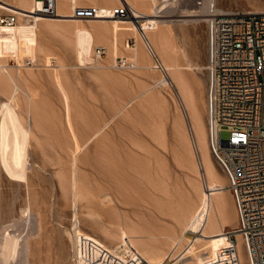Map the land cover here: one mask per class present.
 Returning <instances> with one entry per match:
<instances>
[{
    "label": "rangeland",
    "instance_id": "374dc122",
    "mask_svg": "<svg viewBox=\"0 0 264 264\" xmlns=\"http://www.w3.org/2000/svg\"><path fill=\"white\" fill-rule=\"evenodd\" d=\"M6 1L17 3L16 0ZM197 1L172 0L169 7L158 13L160 16L144 17L140 23L148 25L147 20L151 18L162 19L165 23L167 20L164 31L177 48H182L180 29L190 24L182 19L206 17L186 15L188 10L200 7ZM215 4L216 9H221L219 11H264V0H217ZM171 5L176 8V14L166 13ZM46 18L50 24L59 26L79 25L85 31L93 53L89 63L80 64L71 41L81 40L84 35L70 36L71 40L70 37L48 33L42 41L45 49L50 51L36 54L30 48L28 39L33 34H25L28 51L24 56L17 52L19 56L14 53L9 57L10 65L15 66L14 59H18L21 65L19 68L26 82L23 87L35 91L34 107L39 109L38 113L35 110L39 128L33 127L35 137L32 135L29 140L25 128L10 127L9 132L17 137L12 138V143L6 147L0 129V264H126L133 258H144L150 262L145 254L146 247L162 246L169 252L176 238L183 240L184 214L190 212L192 204H203L197 189L201 184L206 185V177L203 169L197 168V172L194 163L189 162L197 158L196 164L201 167L199 153L194 154L193 150L194 156H191L186 155L189 152L187 149L181 150V136L174 124L183 112L189 130L191 128L179 89L173 82L165 86L156 85L162 74H168L163 69L152 68L159 62L143 42L142 51L148 62L142 65L136 62L133 57L135 49L127 47V42L136 39L137 47L140 39L126 33L118 40L113 33H108L112 29V18ZM107 39L119 43L115 56L110 53ZM97 46L104 47L106 51L99 58L95 55ZM201 47L200 64L204 68L198 78L203 84L196 89V94L208 127L207 39L205 45L201 41ZM121 57L135 63V66L118 65L117 59ZM157 58L162 62L160 55ZM63 63L66 67L55 73L54 68ZM58 74L62 76L61 83L53 79ZM62 87L70 92V99H67L68 95L67 98L62 96ZM144 90L148 92L145 94ZM143 93L144 96L134 99ZM151 96H154L153 103L162 101L160 108L164 114L158 116L150 107ZM142 98L151 102L145 101L144 104ZM26 99L25 94L21 95V112L27 109V103L22 101L27 102ZM129 100L131 116L128 114L129 117L122 119L119 127L103 143H92L80 159L72 158L73 147L88 135L89 126L104 115L109 117V107L123 106ZM4 102V96L0 95V116L6 111ZM25 112L21 114L26 118ZM158 127L162 130L158 131ZM81 134L84 136L81 137ZM227 135L224 131L223 137ZM18 160L24 164H18ZM214 162L228 183L225 173ZM72 184H77L86 194L77 196ZM227 191L230 207L236 212L233 195L229 188ZM104 193L113 198L108 206L100 202ZM99 195L100 200L97 198ZM179 205L183 206L184 214L177 210ZM236 224L235 217L228 227H235ZM151 235L155 236L154 239ZM230 239L240 242L243 264H249L241 236L237 234V239ZM25 244L29 246L27 252L23 249ZM187 246L185 239L180 250ZM208 255L203 253L202 257ZM186 257L187 264H194L197 260L193 259V263L191 255Z\"/></svg>",
    "mask_w": 264,
    "mask_h": 264
},
{
    "label": "bare ground",
    "instance_id": "6f19581e",
    "mask_svg": "<svg viewBox=\"0 0 264 264\" xmlns=\"http://www.w3.org/2000/svg\"><path fill=\"white\" fill-rule=\"evenodd\" d=\"M16 1H17L16 4L11 3L10 1L8 2H10L11 5H15L16 7H19L21 9H31L34 3V0H16ZM71 1L72 0H59V6H58L59 13L65 14V13L70 12L71 10L69 8H71ZM89 1L97 5H100L101 8H107V9H110L111 7H114L120 3V0H89ZM129 1L139 12L144 14L143 17L160 16L158 13H160L161 11L157 9L158 6H157L156 0H129ZM216 1L217 0H204L203 5H201L197 9L188 10V13L186 15L206 16L209 13L210 4L211 3L215 4ZM5 7L11 8L7 6ZM217 10L219 11L221 9L219 8ZM102 13L103 15H105L103 10H102ZM166 13L176 14V8L174 7V5L173 6L171 5L170 9L166 11ZM107 15H109V13ZM102 17H110V16H102ZM202 18H205L206 20V17H202ZM199 19L201 20V17L188 18V19H182V20L184 22H189L192 20L199 21ZM147 22H148V25H146L145 23L137 25L131 19L121 20V19L112 18V26H111L112 29H110L111 31H108V33L110 32L113 33L114 37H116L118 40L121 39L126 33H131L133 34V36H135V38L137 37V39H140L139 45L135 48V50H133V57L136 60V62H138L140 65H142L145 62H148L147 56L144 55L143 54L144 52L142 51L143 50L142 42L145 45V41H144L145 39L143 38V34L147 37L146 42H148V44L151 46L155 54L157 56L160 55L162 59V62H161L162 69L168 75L162 74L163 76L159 79L158 84L156 85L165 86V85L170 84V82H173L177 85L179 89L178 90L179 96L182 101L181 103H183L184 105L183 107H185L184 109H186L187 111L186 113H188L187 118H190L191 120L190 130L187 126V122H186L185 115H184L185 113L182 112V114H179L178 119L175 121L176 119L175 118L174 119L175 122L173 121L177 132L181 136V137L179 136L181 140L180 142L182 145L180 147H182L181 150L187 149V151H189L188 154L186 155L194 156L193 150H194V154L199 153V160H200L201 167L199 166V163L196 164L195 160L197 158L195 160L192 159V161H189V162L194 163L193 165L196 168L195 171H197L199 168L200 170L203 169L204 175L206 177V185L201 184L197 189V191H199V199L203 202L202 206H199L198 205L199 203L196 204L195 206L192 204V208L190 212L187 211L188 213L186 214L182 212L183 206L179 205V207H177V210L180 213L182 212L184 214L183 216L184 218L182 221V226H183L182 238L183 240L185 239L187 240L188 246L185 249L180 250L183 240H181L180 238L178 239L176 238V241L172 245L171 249L169 248L170 250L169 252H166L162 246L151 245V246L146 247L145 254L148 256L150 263L152 264H187L184 258L186 257L185 255H187V257L188 255H191V258L193 257L191 262H193V259H197L198 262L196 263L197 261L196 260L194 261L195 263L193 262L194 264H225L227 261L232 262V264H243L242 245L238 241L237 242L232 241L230 239L229 234L227 233L228 231L234 228V227H228V225H230V221L232 218L236 217L237 219V209H236V212H234L232 208L230 207L231 206L230 205V195L227 191L228 187H227L226 179L223 176V174L220 172L218 167L216 166L214 162L215 160L213 159L210 153L209 145H208V127L203 117L202 110L199 104L200 98L196 94V89L200 88L203 82L200 78H197L196 76H194L197 79L195 83H193L192 85L188 84L187 79L189 78L187 74L185 76V71L183 73L182 60L178 56L179 53L182 51V48H177L171 42L169 35L167 36V32L164 31L163 26L166 25L167 20L165 23L164 20L162 19L151 18V19H148ZM48 33L54 34V35L57 34L60 36H64L66 38L70 36L74 38L75 35L76 36H80V35L86 36L84 29L79 27V25L59 26L56 24H50L49 22H47L46 17L40 19V21L37 23V27L35 30H28L26 28L24 29L20 28L18 31L15 32L13 31V29H10V28L0 29V95H2V97L4 96L5 98V102H4V106L6 107L5 110L6 111L8 109L10 110L8 111V114H6L7 112L5 111L0 116V129H1V132L3 133V145L5 147L9 143H12V138L17 137L16 135H13V133L9 132L10 127L14 129H19V127L25 128L28 131L29 140H30L32 135H33V138L35 137L33 133L34 132L33 127L34 126L38 127V124H39L38 118L35 114L36 107H34V103L36 102L35 100L36 95L34 93L35 91L33 90L34 91L33 92L29 87H23V85H25L26 82L24 81L25 79L24 73L20 71V68H19L21 65L19 66L20 63L18 59H14L15 66L10 65L9 57L14 53H16V55L19 56L17 52L20 53L21 56H24V53H26L29 49L28 43H27L28 39L30 41V48H32L36 52V54H38L39 52H43L45 50L46 52L50 51L48 48L45 49L46 45L42 41L43 37H45ZM25 34H33V36L26 40ZM84 36H82L83 39L80 38L81 40H78V38L77 40L75 39L72 40V37H70V39L72 40L71 41L72 44L70 43V40L68 42L71 45H74L75 49L74 48L73 49L76 50L77 52L78 59L80 61L79 63L86 65L87 63L91 61L92 55L90 56V54L93 53V51H92V46L88 43L87 36L86 37ZM107 42L109 43V46L111 49L110 51L111 55L115 56V54H117L119 51L118 41L111 42L110 40L107 39ZM43 54H46V53H43ZM47 65H50V63L49 64L47 63ZM154 65H152V68H158L157 65L155 66ZM64 66L66 67L64 63L57 65L56 66L57 68H54L55 73L58 72L57 70L63 69ZM28 74H29V71H28ZM61 77L62 76L58 74V76H54L53 79L55 81L57 80L58 82H60L62 80ZM189 83L191 84V82ZM63 89H61L60 91H64V93L66 94L62 93L63 94L62 96L65 95V97L67 98L66 95L70 94V92L68 91L69 92L68 93L65 91L66 87L64 90ZM147 89H149L150 91V88H147ZM146 92L148 91H145L144 93L146 94ZM144 93L138 96L136 95L134 99H137L141 97L142 95L144 96ZM23 94H25V96L27 97L26 99L27 102L25 100H22L24 101L25 104L27 103L28 105V106L26 105L27 109L25 110L27 111V113L23 109H22V112L19 110L21 95ZM70 95H68L69 98L67 99H70ZM154 95L156 96V92L154 93ZM152 98H154V96H151L150 98L151 101H152ZM142 99L144 100V101L141 100L143 101V103L145 101L146 102L148 101L149 103L151 102L149 99L148 100L144 98ZM157 99L155 98V100ZM202 99H203V96H201V100ZM132 100L133 99H131V101ZM131 101L130 100L129 102L127 101V103L124 104L123 106L115 105L113 107H109L110 108L109 117L104 115L101 120L98 119L99 121H97L95 124L93 125L91 124V126H89L90 131L87 132L88 135H86V132H84L86 137H83L84 135L81 134V137L83 138L78 142L77 145L73 147L74 150H73L72 158L80 159L83 155H85L86 151L88 150V148L91 147L92 143H95V145H99L100 143H103L104 140L117 127H119L120 122L123 121L127 116L129 117L128 114H130L131 116V112L128 110V108L130 107ZM153 101L150 107H152L158 113V116L160 113L161 115L164 114L161 109L162 107L160 108V104H162V101L160 100L161 103H158L159 100L158 102L155 101L154 103ZM104 103H106V101H104ZM143 103L142 105L145 104ZM36 104L35 106H38ZM38 110L39 109L36 110L37 113L39 112ZM24 112L27 115L26 118L23 116V114H21ZM81 119L83 120V118ZM161 128H159L158 131L162 130ZM37 143L40 144L39 139ZM179 158H181V156ZM22 163L19 162L18 164H22ZM25 164L27 163L25 162ZM105 167H108L106 166V163H105ZM16 171L17 170H15V172ZM72 187L74 188L77 196L86 194L84 191H82L78 187L77 184H72ZM97 198L98 200H100L101 195H99ZM112 201H113V198L109 193H104L103 198H101L100 200L103 206L110 205ZM235 208H236V204H235ZM174 214H176V212H174ZM154 237L153 235H151L152 239H154ZM28 247L29 246L25 244V247L23 249L26 250L27 252ZM224 247L226 248L225 250H224ZM203 253H208L209 255L206 257H202ZM214 255L217 256V258L215 257L216 261H215V258L212 260V257ZM7 257L5 259H7ZM182 258H184V260ZM1 259L3 260L4 258H1Z\"/></svg>",
    "mask_w": 264,
    "mask_h": 264
},
{
    "label": "built area",
    "instance_id": "2783aa9c",
    "mask_svg": "<svg viewBox=\"0 0 264 264\" xmlns=\"http://www.w3.org/2000/svg\"><path fill=\"white\" fill-rule=\"evenodd\" d=\"M156 1L157 9L163 11L172 0ZM196 3L201 6L204 0ZM0 5V29L10 28L15 32L20 28L35 30L45 17L89 20L110 16L131 19L137 25L144 18L129 0H120L110 9L89 0H72L71 11L65 14L59 13V0H34L31 9H21L6 0H0ZM206 21L208 145L228 179L227 187L237 209V224L227 233L233 239L240 234L249 264H264V11H218L211 3ZM143 38L162 69L144 34ZM136 44V39H131L127 47L135 49ZM105 52L104 47H95L97 58ZM117 64L135 66L122 57L117 59ZM224 131L228 133L225 138ZM126 264L151 263L144 258H133Z\"/></svg>",
    "mask_w": 264,
    "mask_h": 264
},
{
    "label": "crops",
    "instance_id": "0c3cea01",
    "mask_svg": "<svg viewBox=\"0 0 264 264\" xmlns=\"http://www.w3.org/2000/svg\"><path fill=\"white\" fill-rule=\"evenodd\" d=\"M188 23L190 24L180 29V35L183 37V44H182V51L179 53L178 56L182 60L183 73L185 71V76L187 74L189 78L187 79L188 84L192 85L197 80L196 77L197 78L201 77L202 70L204 68V65L200 64L202 61L201 41L203 42V45H205L206 39H207V44H208V24L205 18H202V17H201V20L199 19V21L192 20V21H189ZM196 41L198 42L196 43ZM189 82H191V84Z\"/></svg>",
    "mask_w": 264,
    "mask_h": 264
}]
</instances>
